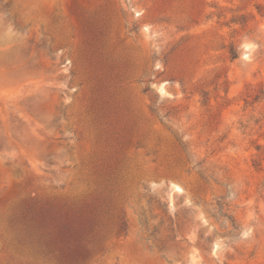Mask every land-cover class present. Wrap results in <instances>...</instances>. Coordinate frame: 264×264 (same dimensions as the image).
Listing matches in <instances>:
<instances>
[{
  "label": "rangeland",
  "instance_id": "374dc122",
  "mask_svg": "<svg viewBox=\"0 0 264 264\" xmlns=\"http://www.w3.org/2000/svg\"><path fill=\"white\" fill-rule=\"evenodd\" d=\"M0 264H264V0H0Z\"/></svg>",
  "mask_w": 264,
  "mask_h": 264
},
{
  "label": "clouds",
  "instance_id": "9594fccd",
  "mask_svg": "<svg viewBox=\"0 0 264 264\" xmlns=\"http://www.w3.org/2000/svg\"><path fill=\"white\" fill-rule=\"evenodd\" d=\"M242 47L244 48L245 52L247 53L249 50L254 48V45H252L250 43H245ZM242 59L249 60L250 59V55L249 54H245V55H243Z\"/></svg>",
  "mask_w": 264,
  "mask_h": 264
},
{
  "label": "trees",
  "instance_id": "16d2710c",
  "mask_svg": "<svg viewBox=\"0 0 264 264\" xmlns=\"http://www.w3.org/2000/svg\"><path fill=\"white\" fill-rule=\"evenodd\" d=\"M232 55H234V52H232Z\"/></svg>",
  "mask_w": 264,
  "mask_h": 264
}]
</instances>
